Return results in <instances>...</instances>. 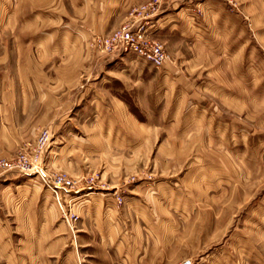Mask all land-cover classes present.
Wrapping results in <instances>:
<instances>
[{"label": "rangeland", "instance_id": "374dc122", "mask_svg": "<svg viewBox=\"0 0 264 264\" xmlns=\"http://www.w3.org/2000/svg\"><path fill=\"white\" fill-rule=\"evenodd\" d=\"M205 1L194 0L198 16L203 7L197 3ZM150 3L158 6L159 0L129 2L128 17L118 27L92 34L91 60L126 55L99 53L93 39L111 36ZM219 7L239 15L227 19L225 36L211 33L209 43L198 31L186 41L156 37L171 56L178 54V66L156 68L130 53L140 62L131 68V91L123 97L132 117L148 122L144 131L121 124L120 113L102 112L103 105H113L111 98L88 94L83 100L78 121L116 125L58 132L65 134L60 145L79 139L63 148L65 163L47 157L51 145L42 160L47 172L75 182L60 201L37 174L0 171V264H264V0H221ZM238 20L241 29L235 28ZM240 37L243 48L234 49ZM251 37L257 45L247 43ZM39 38L4 32L0 77H43L42 67L27 69L36 50L14 48ZM53 58L51 76L59 73ZM74 61L68 58L67 77L107 74L100 64L90 72L85 61L81 69ZM48 129L52 139L57 136ZM40 130L23 145L33 143ZM111 163L130 170L109 173Z\"/></svg>", "mask_w": 264, "mask_h": 264}, {"label": "crops", "instance_id": "0c3cea01", "mask_svg": "<svg viewBox=\"0 0 264 264\" xmlns=\"http://www.w3.org/2000/svg\"><path fill=\"white\" fill-rule=\"evenodd\" d=\"M72 1L73 4L69 8L68 0H0V37L7 31H11L13 35H17L19 32L39 35L38 40L23 41L22 45L18 42L14 48L18 50L35 49L36 53L33 55H37L27 63V69L28 71L29 69L33 70V67H42L43 69L41 72L43 77L39 75V77H31L30 74L27 77H18V75L0 77V159L9 158L23 145L24 141L32 139L37 127L38 130L47 127L57 130V136H53L51 148L47 153V157L51 159V162L54 160V163L57 159L59 162L65 163V158L62 155L63 148L71 142L75 144L79 141L74 137L64 140L60 145L59 143L62 142L60 137L63 138L65 135L64 133L59 134L60 130H76L87 127L90 129H114L116 124L112 125V123L99 125L98 121L91 122V124L78 121V114L82 113L85 108L81 107L83 100L88 94L90 99L94 98L95 100L111 98L113 105H103L105 109L102 112L122 114L121 124L130 126L132 124V127L140 132L148 126V122H142L134 116L132 117L129 105L123 97L125 91L126 93L131 91L134 77L130 72L134 70L131 69L132 67L138 65L139 59L133 54L126 53L122 56H112L99 63L91 60L93 54L88 52L89 37L94 33H106L118 27L128 14L127 4L136 0ZM183 1L159 0L157 11L149 15L146 20L153 35L164 43H166L165 38L171 35H178L181 40L186 41L193 37L195 31H198L196 35L200 36L199 34H201L200 39L209 43L211 42V33L217 32L220 36H225L230 32L227 24L228 18H232V16L236 19L239 18L238 14L233 15L221 9V6L220 9H217V4L221 0H206L203 3H197L203 7L201 16H198L194 11L196 5L194 0ZM195 16L198 17V22H196ZM32 22L34 25H29ZM234 23L235 28H242L241 20L234 21ZM24 27H27V31H23ZM252 28L254 27L252 26ZM14 39H17V36ZM222 40L225 44L227 39ZM234 43V49L243 48L241 37ZM247 43L257 45L258 41L257 43L253 42V37H251ZM223 47L227 48L226 45ZM171 54L174 59V67L178 66L179 64L177 65L175 60L178 54L174 52ZM53 57L58 59V68L54 64L53 67L57 68L59 73L51 76V71L47 70V67L49 61L54 59ZM72 57L75 58V66L79 64V69L82 68L84 61L90 72L100 64L108 75L98 77V75L89 74L88 77H81L82 75L67 77V62L68 58ZM1 58L0 64L4 61L3 56ZM188 61V57L181 58L180 64ZM18 63L16 64L17 68H19ZM109 74L113 77H110ZM238 74L241 77V70ZM94 112L97 113V110L95 109ZM125 121L127 122L125 123ZM140 141L137 142L140 143ZM121 142L123 145L130 144ZM122 168L124 172L130 170L127 165L111 163L107 172L110 170L109 173H118ZM110 176L112 175L110 174ZM136 186L134 190L141 187V184ZM80 198H84L83 194Z\"/></svg>", "mask_w": 264, "mask_h": 264}, {"label": "built area", "instance_id": "2783aa9c", "mask_svg": "<svg viewBox=\"0 0 264 264\" xmlns=\"http://www.w3.org/2000/svg\"><path fill=\"white\" fill-rule=\"evenodd\" d=\"M158 9L157 4L145 5L134 21L125 22L109 37L97 36L93 39V46L99 53L124 54L133 53L150 61L156 68L174 62L173 57L164 45L153 35L146 20ZM52 142V134L48 128L41 129L33 143L22 146L21 151L8 159L0 160V171H15L22 174H37L52 190L60 201L63 190L72 191L75 182L64 173L50 174L42 166L45 152ZM182 264H191V260Z\"/></svg>", "mask_w": 264, "mask_h": 264}]
</instances>
